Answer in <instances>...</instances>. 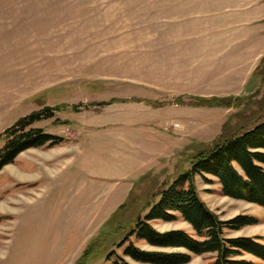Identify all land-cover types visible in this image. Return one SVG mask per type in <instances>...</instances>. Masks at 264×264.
<instances>
[{
	"label": "rangeland",
	"instance_id": "374dc122",
	"mask_svg": "<svg viewBox=\"0 0 264 264\" xmlns=\"http://www.w3.org/2000/svg\"><path fill=\"white\" fill-rule=\"evenodd\" d=\"M225 2L0 0V152L16 123L43 111L24 132L58 138L0 170V264H112L111 253L140 264L124 256L130 243L215 264L214 253L153 247L130 233L191 152L264 120V56L250 74L226 53L240 31ZM250 80L258 83L251 92ZM232 97L228 107L198 105ZM154 129L172 138L170 153ZM146 163L152 169L142 172ZM195 186L222 222L258 221L226 230V239L264 245L262 207L224 196L212 176H196ZM150 224L198 239L180 216ZM233 260L264 264L246 252Z\"/></svg>",
	"mask_w": 264,
	"mask_h": 264
},
{
	"label": "trees",
	"instance_id": "16d2710c",
	"mask_svg": "<svg viewBox=\"0 0 264 264\" xmlns=\"http://www.w3.org/2000/svg\"><path fill=\"white\" fill-rule=\"evenodd\" d=\"M259 76L263 85L264 74L259 73ZM234 100L237 99L233 97L223 100L214 99L203 101L198 105L228 107V104L231 106ZM43 113L44 111L21 119L7 132V134L11 132L15 134L0 152V170L12 164L26 150L45 146L49 148L58 144V138L45 134L43 130L32 129L24 132L26 128L43 118ZM16 130L21 134L16 136ZM225 134L226 132H223L211 148L201 152H191L188 161L182 160L188 167L182 168L180 174L175 175L173 182L171 177L162 183L163 189L157 193L154 203L143 205L130 237L136 236L137 239L153 247L180 248L195 255L214 253L217 255L215 264H251L233 260L242 252L252 254L264 261L263 244L254 239L225 237L226 230H240L256 225L258 221L251 217H240L227 223L222 222L201 200L195 186L196 176L200 175L203 179L205 176H212L217 178L222 186L224 196L258 205L264 209V120L241 133ZM146 178L147 176H144L141 180ZM206 181L212 183L207 179ZM131 205L133 207L135 204ZM123 206L125 205L121 208H124ZM179 216L193 227L198 239L181 231L160 234L150 224L151 221L156 220L174 222ZM128 242L127 239L125 243H121V246H125ZM124 256L140 264L191 262V257L187 254L151 253L139 249L133 243L125 249ZM113 257L112 253L108 256L112 264H129L122 257L112 259Z\"/></svg>",
	"mask_w": 264,
	"mask_h": 264
},
{
	"label": "crops",
	"instance_id": "0c3cea01",
	"mask_svg": "<svg viewBox=\"0 0 264 264\" xmlns=\"http://www.w3.org/2000/svg\"><path fill=\"white\" fill-rule=\"evenodd\" d=\"M222 4L224 3H220V5ZM225 4L234 8L236 7L229 15L232 13V15L238 16L239 23L236 25L238 28L235 31H240L239 34L234 35L233 39L227 40L225 43L226 47L231 48L226 53L235 55V58H238L240 67V62L243 61V64H246L245 68H252L251 74L254 67L252 65L253 59H255V63H258L264 56V0H228ZM228 41H232L231 44ZM250 74L247 80L250 79ZM252 80L247 82V91L249 92L255 90L258 86V83L254 82L255 84H253ZM153 133L155 135L154 138L152 137L153 141L159 139L160 148L164 147L162 151L170 153L172 151V138H167L164 133L156 129H154ZM143 167L141 168L142 172L148 171L149 168L152 169L149 163L144 164Z\"/></svg>",
	"mask_w": 264,
	"mask_h": 264
}]
</instances>
